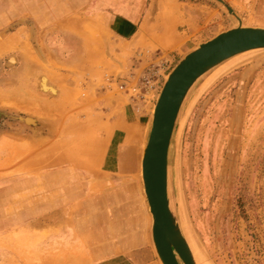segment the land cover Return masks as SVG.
I'll return each mask as SVG.
<instances>
[{
    "label": "rangeland",
    "instance_id": "obj_1",
    "mask_svg": "<svg viewBox=\"0 0 264 264\" xmlns=\"http://www.w3.org/2000/svg\"><path fill=\"white\" fill-rule=\"evenodd\" d=\"M180 1L202 9H196V29L182 30L186 46L176 54L113 58L100 40L104 24L74 23L87 29L83 41L93 61L68 97L74 101L52 97L46 106L29 84L38 88L42 78L55 84L58 58L42 50L43 64L36 40L53 37L58 24L51 14L82 13L84 0H0V264H6L5 239L17 240L20 250L26 240L52 233L36 227L41 206L53 202L43 197L53 191L51 182H39L43 173L70 182L56 188L68 197L61 199L68 213L46 216H61L60 263L48 257L43 264H161L141 187V159L161 89L199 44L239 25L264 28V0ZM101 56L112 68L101 65ZM32 68L41 74L31 76ZM61 105L68 107L63 116ZM175 124L167 192L182 236H191L205 264H264V50L231 58L198 79ZM133 131L140 138L127 143ZM61 155L71 167L59 164ZM21 259L42 264L26 254Z\"/></svg>",
    "mask_w": 264,
    "mask_h": 264
},
{
    "label": "crops",
    "instance_id": "obj_2",
    "mask_svg": "<svg viewBox=\"0 0 264 264\" xmlns=\"http://www.w3.org/2000/svg\"><path fill=\"white\" fill-rule=\"evenodd\" d=\"M83 3L82 13L78 9L61 17V14L64 13V9H62L60 13L51 14L52 22L58 24L51 30L53 37H48L49 41L43 39V44L39 42L42 38L36 40L38 58L43 64L47 62L41 55L43 52L47 54V56L45 55L47 58H58L56 62L58 68L53 69L56 72V83H50L47 78V84L56 89V95L53 96L48 90L45 92L38 89L37 86L29 84L42 97L46 106L52 97L61 103L74 101L68 97L75 93L78 86L83 85L78 84V79L83 78L86 62L91 59L93 61L92 50L88 42L83 41L87 38V29H83L82 26H75L74 23L104 24L103 27L106 28L107 33L102 35L100 40L103 46L106 44L109 47L110 52L113 53V58L122 59L121 57H124L126 59L129 56L134 57L147 51L176 54L183 51L186 46L185 38L181 34L182 30L190 33L199 25V14L196 13V9L201 8L195 2L186 3L180 0H84ZM65 6L66 3H63V7ZM68 7L70 8V5ZM48 21L44 19V22ZM51 50L52 54L50 53ZM100 59L102 66L107 65V67L112 68L111 60L108 62L105 56H101ZM36 72L37 70L34 71L32 68L29 74L31 76L41 74L40 70L38 74ZM67 110V105H61L59 107L60 115H65ZM66 125L64 122L62 128H65ZM54 146L55 144H53ZM61 163L65 167H71L67 161ZM53 164L56 166L57 162L54 160ZM43 166H50V163H45ZM39 182L43 184L51 182L53 184V191L44 192L43 196L52 198L53 202L52 205H43L41 208L39 206L38 215L41 217L37 218V231H52V233L46 237L44 234H40V238L26 240L27 244H23L20 250H16L17 240L5 239L3 243L8 249L3 252L5 254L3 261L5 260L4 263L6 264H27L28 262L24 263L21 259L23 254L29 255L32 261L33 259L41 260L42 264L44 258L48 257H52L54 263H60V248L63 241L60 234L62 230L61 216L52 217L53 220L46 219V216H59L68 213L65 212L67 208L62 207L61 204V199L68 197L63 195L61 190L56 191V188H61L58 185L60 182H70L67 178L61 179L59 175L46 173L40 175ZM47 187L50 186L47 185ZM32 240L35 242L34 244H32ZM30 242L31 244H28ZM31 264L35 263L31 262Z\"/></svg>",
    "mask_w": 264,
    "mask_h": 264
},
{
    "label": "water",
    "instance_id": "obj_3",
    "mask_svg": "<svg viewBox=\"0 0 264 264\" xmlns=\"http://www.w3.org/2000/svg\"><path fill=\"white\" fill-rule=\"evenodd\" d=\"M222 3V0H217ZM230 13L232 10L227 7ZM264 49V28L241 25L217 34L186 54L169 73L154 107L141 161L144 192L152 215L151 235L162 264H194L169 207L167 155L181 105L190 89L225 60ZM34 122V121H33Z\"/></svg>",
    "mask_w": 264,
    "mask_h": 264
},
{
    "label": "bare ground",
    "instance_id": "obj_4",
    "mask_svg": "<svg viewBox=\"0 0 264 264\" xmlns=\"http://www.w3.org/2000/svg\"><path fill=\"white\" fill-rule=\"evenodd\" d=\"M256 50H260V49H254V50H249V51H246V52H252V51H256ZM264 50V49H263ZM246 52H243V53H246ZM243 53H240V54H237V55H235V56H233V57H231V58H234V57H236V56H238V55H241V54H243ZM231 58H229V59H231ZM229 59H227V60H229ZM227 60H225L224 62H226ZM11 61H12V59H11ZM10 61V62H11ZM224 62H222V63H224ZM222 63H220V64H218L217 66H219V65H221ZM217 66H215V67H217ZM214 67V68H215ZM213 68V69H214ZM212 70V69H211ZM202 76H204V75H202ZM201 76V77H202ZM168 78V77H167ZM167 80V79H166ZM47 84V81H46V79H44V78H42L41 80H40V82H39V84H38V89H40V90H43V91H49L50 92V94H52L53 96L56 94V89L55 88H51V87H49L50 85H46ZM194 86V85H193ZM54 87V86H53ZM191 90V89H190ZM185 100V99H184ZM1 102V101H0ZM6 102V101H5ZM4 102V103H5ZM182 106V105H181ZM155 107V106H154ZM179 112H180V110H179ZM153 113H154V110H153ZM179 114V113H178ZM178 117V116H177ZM25 119H27V118H25ZM152 120H153V115H152ZM177 120V119H176ZM176 123V122H175ZM30 124H33V121H32V123H30ZM151 124H152V122H151ZM176 125V124H175ZM37 131V130H36ZM174 131H175V126H174V129H173V132H172V136H171V139H173V137H174ZM42 132H36L35 133V136H37V137H42ZM132 137H130L128 140H127V143H130V140H134V138H136V137H138V133H137V131H133V134L131 135ZM48 138V137H47ZM140 138V137H139ZM171 139H170V143H171ZM44 141V140H43ZM42 141V142H43ZM100 142V141H99ZM133 142H135V140L133 141ZM132 142V143H133ZM22 143V142H21ZM43 143H45V142H43ZM40 144H41V142H40ZM46 144V143H45ZM44 144V145H45ZM19 146H21V144L19 145ZM100 146H102V144L100 143ZM25 147V146H24ZM23 147V148H24ZM27 147V146H26ZM99 147V146H98ZM169 147H170V144H169ZM58 148V147H57ZM25 149H27V148H25ZM102 149V148H101ZM169 149V148H168ZM177 149V148H176ZM24 150V149H23ZM27 151L28 150H26V153H27ZM60 151V150H59ZM86 152V151H85ZM25 153V154H26ZM45 153V155H46V152H44ZM43 153V154H44ZM53 153V152H52ZM20 154V153H19ZM21 154H23V153H21ZM28 154V153H27ZM42 154V153H41ZM47 154H49V152L47 153ZM50 154H51V152H50ZM54 154V153H53ZM56 154H57V152H56ZM58 155V154H57ZM19 156V155H18ZM50 156V155H49ZM143 156V155H142ZM23 157V156H22ZM21 157V158H22ZM48 157V156H47ZM63 157V155H61V158ZM67 157V156H66ZM19 158H20V156H19ZM15 159V158H14ZM35 159V158H34ZM33 159V160H34ZM62 159H65V155H64V158H62ZM61 159V160H62ZM67 159V158H66ZM66 159H65V161H63V162H66ZM39 160V159H38ZM37 160V161H38ZM70 160V159H69ZM35 161V160H34ZM46 161V160H45ZM45 161H43V162H45ZM141 161H142V159H141ZM25 162V161H24ZM57 162H59L58 161V159H57ZM62 162V161H61ZM60 162V163H61ZM69 162H71V161H69ZM39 163H41L40 161H38V165H40ZM35 164H36V166H37V162L35 161ZM47 164V163H46ZM55 164V163H54ZM62 164V163H61ZM77 164H79V163H77ZM84 164V163H83ZM29 165V164H28ZM28 165L26 166V167H28ZM31 165H32V170H33V167L35 166V165H33L32 163H31ZM51 165V164H50ZM58 165V164H57ZM35 166V167H36ZM41 166H43V165H41ZM40 166V167H41ZM54 166V165H53ZM80 166V165H79ZM25 167V168H26ZM31 167V166H30ZM29 167V168H30ZM38 167V166H37ZM42 168H44V167H42ZM168 169H170V168H168V166H167V174H168ZM30 170V169H29ZM34 170H35V168H34ZM94 170V169H93ZM90 171V170H89ZM98 173V172H97ZM141 176H142V167H141ZM167 181H168V179H167ZM167 181H166V183H167ZM143 182V180H142V178H141V183ZM168 184V183H167ZM142 185L143 184H141V187H142ZM142 190H144V186H143V189ZM144 194H145V192H144ZM167 196H168V192H167ZM145 198H146V195H145ZM146 201H147V199H146ZM147 205H148V202H147ZM148 209H149V206H148ZM149 213H150V211H149ZM172 213V212H171ZM173 215V214H172ZM174 218V217H173ZM149 219H150V222H151V224H152V215H151V213H150V215H149ZM149 222V223H150ZM175 222H176V220H175ZM150 225V224H149ZM176 225L178 226V224H177V222H176ZM151 226V225H150ZM151 228H152V226H151ZM178 228H179V226H178ZM185 229V228H184ZM180 230V229H179ZM180 233H181V231H180ZM186 233V237H185V239H184V237H183V239H184V242H185V244H186V246H187V248H188V250H189V252H190V255H191V258H192V261H193V263L194 264H205L204 263V261H203V258H202V256H201V254H200V251L197 249L198 247L195 245V243H194V241L191 239V236L187 233V232H185ZM182 235V234H181ZM152 236V235H151ZM153 245H154V243H153ZM154 249H155V247H154ZM155 252H156V250H155ZM159 260H160V258H159ZM160 262H161V260H160ZM161 264H162V262H161Z\"/></svg>",
    "mask_w": 264,
    "mask_h": 264
}]
</instances>
